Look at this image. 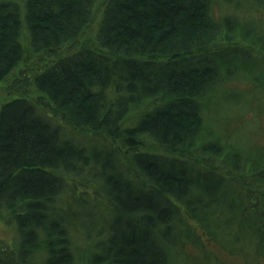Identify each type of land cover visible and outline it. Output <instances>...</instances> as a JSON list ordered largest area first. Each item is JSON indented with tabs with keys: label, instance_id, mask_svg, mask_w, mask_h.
Listing matches in <instances>:
<instances>
[{
	"label": "trees",
	"instance_id": "obj_1",
	"mask_svg": "<svg viewBox=\"0 0 264 264\" xmlns=\"http://www.w3.org/2000/svg\"><path fill=\"white\" fill-rule=\"evenodd\" d=\"M217 1L106 0L98 47L57 54L98 0H0V81L14 75L16 93L0 103V218L18 230L0 264H226L213 241L264 262V145L224 139L204 119L218 85L239 76L264 110V28L217 15ZM24 31L44 56L36 70L20 67ZM230 91L217 102L242 98ZM144 139L163 151H142ZM83 187L95 195L84 199Z\"/></svg>",
	"mask_w": 264,
	"mask_h": 264
},
{
	"label": "rangeland",
	"instance_id": "obj_2",
	"mask_svg": "<svg viewBox=\"0 0 264 264\" xmlns=\"http://www.w3.org/2000/svg\"><path fill=\"white\" fill-rule=\"evenodd\" d=\"M254 0H241L239 4L236 6L235 4H228L226 2L223 3V1L218 0L213 7V12H215L217 15L225 14V13H235L243 18H255L258 23L262 24V27L264 28V3L255 4L253 2ZM106 2V0H98V2L95 5L94 10V19L84 28V32L76 39L74 45L72 46H64L62 49L57 50V54H63V52L72 51L75 48L79 47L83 43H88L90 46L96 48L98 47L97 40L95 39V32L97 29L98 21L100 19V15L103 10V4ZM258 8V9H257ZM257 9V12L255 11ZM256 12V13H255ZM255 13V14H254ZM22 42L24 45V53H25V59L23 62H21L20 67L28 68L32 70H36L37 68L42 67L44 64L42 61H44L43 54L38 55L33 53L31 50V42H29V35L26 31L22 34ZM41 56L43 58L41 59ZM48 58V57H47ZM47 60V59H46ZM49 60V59H48ZM18 68V70L20 69ZM17 73V70H16ZM15 73V74H16ZM14 75H10L5 80L0 81V103L4 102L5 100L11 99L12 96L16 95L14 93V90L12 88H9V83L13 79ZM240 78V76H239ZM234 78L230 82H228L227 87L225 89L221 88L223 85L220 83L218 87L220 88L217 92V97L212 98V102L208 104V106L205 109L204 119L205 121L212 125H215L217 127V131L220 132L224 139L227 140H239L242 142L246 148L252 147V145H258L263 146L264 145V110L263 106L259 107L261 104V96L256 92V90H253V85L249 83L248 81H243L241 79ZM217 87V88H218ZM234 88L242 89V92L240 96L239 101L233 102L231 105L230 103L226 105L223 101H218L217 98L221 96H228L229 92H232L230 90H233ZM38 92L33 89L30 93L27 94L30 98L36 99L38 97ZM261 99V100H260ZM219 104V105H218ZM222 104V105H221ZM211 105V106H210ZM218 105V106H217ZM259 110V111H258ZM141 111H132L131 114L128 117V121L140 114ZM127 121V122H128ZM56 122V121H55ZM61 124L62 128L66 133L72 134L74 138L77 140L80 138H85L87 141H85L87 144L89 142H101L102 138L93 136L91 133H77L74 130H70V127L67 124H63V122L59 123ZM214 126V127H215ZM240 128V131L238 129ZM107 139L105 138V141ZM104 141V140H103ZM109 141V140H108ZM104 144V143H103ZM102 144V145H103ZM111 144H115V147H118L119 144L117 142H113ZM140 149L142 151H159L162 152L163 149L159 147L156 143H152L148 139H144L140 144ZM119 155L118 158H120L121 165L124 164L126 167H128V160H129V151H127L125 148L121 149L119 148ZM83 191L80 192L81 197L84 199L91 198L93 195H95L94 189L91 188H82ZM100 204L98 206V212L101 214V217L103 218L106 216V209L105 206L101 201H98ZM102 203V204H101ZM109 214V213H108ZM18 230L15 228V225L9 222L7 219L0 218V246L5 247H16L18 244ZM76 242L82 246L90 243V241L83 236V234L78 233V237L75 239ZM215 252L219 255L222 262L226 264H245V261L241 254L239 253H231L230 251L226 250L221 246L219 242H214L212 245H210ZM193 251V252H192ZM191 253L198 254V250L194 247H191L189 250ZM258 264H264L259 262Z\"/></svg>",
	"mask_w": 264,
	"mask_h": 264
}]
</instances>
